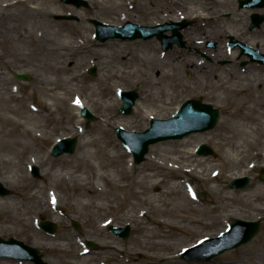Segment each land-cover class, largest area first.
<instances>
[{
  "label": "rangeland",
  "instance_id": "1",
  "mask_svg": "<svg viewBox=\"0 0 264 264\" xmlns=\"http://www.w3.org/2000/svg\"><path fill=\"white\" fill-rule=\"evenodd\" d=\"M10 1L12 0H0V115L12 114L7 109L15 108L16 112L12 115L24 123L25 132L18 130L15 133H9L10 126H7L0 117V180L2 181V175L6 176L8 180L2 182L11 189L10 194L0 195V207L7 210L6 213L11 216L7 222L0 217V236H15L38 247L44 253V258L48 264H67L70 261H76L77 264H142L146 258L138 256V253L143 250L146 251L140 246L146 245L147 239L144 236V230L140 228V223L146 222L147 217L140 218L138 216L140 206L136 208L129 206L124 211H116L111 207L108 209L106 217L115 219L119 224L118 226L126 227L128 224L123 223L125 220L132 223V225L129 224L131 228L130 237L126 240L122 237L118 238L110 229V226H101L104 222L103 211H98L96 205L101 199L103 203L107 204L108 201L104 197H100V195H97L99 197L92 196L89 199L91 207L86 206L84 198L77 196L74 192L75 186L77 189H85L82 188L79 182L67 178L57 181L56 176H54V170L59 167L73 168L79 166L83 171L89 172L90 176L86 181L90 187L95 188V168H91V161L95 163L99 159L98 156L89 154L87 151H95L96 146L79 143L76 152L66 153L58 157L51 155L52 146L60 138L79 136L76 133L85 132L84 137L88 139L96 137L99 141L102 140L100 136L102 135L105 139L112 140L114 145L117 144L119 151L125 154L122 162L119 164L116 162L113 165L128 164L132 155L135 173L138 174V171L143 169L147 162V158L141 163H135L133 154L117 137L116 129L122 126L128 131H143L149 127L151 117L169 118L182 102L188 98H199L203 102L211 103L214 107L220 108L222 116L215 128L207 130L213 133L214 138L209 141H201L195 145L193 142V146L202 143L211 145L215 150V154L200 155L203 160L205 159L204 168H221L226 177L222 176L221 183L218 179L206 182L202 178L185 174V179L180 181L174 198L177 201L182 198L190 200L193 205H199L202 208L207 199L213 198L215 203H209L207 206L209 208L216 207L220 221L218 225L210 228L201 223L193 226L191 231L187 233L178 231L177 236L175 235L165 241L160 239V243L161 245L163 243L170 244L174 253L178 256L175 262L170 264H210L217 262L223 264H264V213H260L245 204L234 206L237 213L240 214V218L247 221L260 220L261 222L260 231L249 243L229 250V252L226 251L213 260H209V262L188 261L182 256L183 250L187 246L189 247L191 243L199 241L203 237L218 236L236 218L232 217L227 222L222 220L220 213L226 212L225 204L220 207V201L215 197L212 189L213 185L222 184V187L229 192L247 193L248 195L257 192L264 194V180L261 179V175L264 174V147H262L264 143V75L257 72L252 73L251 79L254 87L248 90L245 99H241V93L239 94L237 90L229 91L227 89L232 87L244 88L249 84L247 81L249 75L243 74V70L237 66L236 52H228L224 47L229 34H235L238 30H242L250 20L247 11H241L237 8V0H218L223 3L222 5H218V3L216 5L214 0H203L204 2L201 3L205 4L200 6L211 16L210 20L203 23L198 20L199 27L195 25L193 15L189 14V18H187L191 21V26L187 29V32L200 30L196 32L194 43L187 42V32L184 36L186 45L181 47L177 44L168 51L163 50L161 40L158 37L133 40L111 38L109 40H115L119 43L131 42L133 45L129 48H125L123 44L120 47L104 48L102 50L103 57L99 59L95 58L92 50L98 49L101 51L98 44L103 45L109 40L101 41L95 38L96 27L92 22L93 19L116 25H123L128 20L139 24L156 25L165 23L166 20L163 18L167 16L179 19V14L164 8V0H106L105 3L108 7L97 4L95 0H88L89 7H77L59 0L61 5L75 9V13L66 11L55 17L53 22H44L40 27L38 24L36 25V19L27 14L21 6H8L7 3ZM194 7H197V5ZM262 11L264 12V10ZM82 15L84 16L83 20ZM122 17L127 19L120 22ZM56 31L59 34H54ZM31 33H34L37 39L44 35L50 41H46L47 38L45 37L46 39L44 38L45 40L42 42L45 43L44 45L32 42V38L29 37ZM82 33L87 35L90 44L85 52L77 53L72 57L70 55L66 58L61 57L55 48L60 49L62 46L71 43L79 44ZM259 33L260 36L264 34L262 31ZM206 39L219 40V47L215 49L208 48ZM95 43L97 46H95ZM152 45L153 48L150 47ZM87 50L90 52H87ZM127 52H130V57H132L131 54L146 57L150 52H153L160 57L161 63L165 64L159 69L162 72H175V76L169 79H159L155 75L156 69L153 72L148 65L138 68L132 66L128 71L122 73L119 78L104 81L111 88L113 99L119 101L116 108L117 118L114 121L108 122L104 117L105 108L103 104L105 102L103 97L101 95L96 96L90 91L85 93V104L97 116V120L85 119L81 115V109L77 110L81 118L80 123L68 119L60 120L62 108L66 104L49 96L47 86L50 82L62 80L65 86L70 89L82 87L84 84L99 88L96 81L99 78L104 80L109 78L111 75L110 65L119 66V56L125 55ZM172 52L175 54H171ZM206 54L211 55L213 61L207 60ZM71 60L75 63L74 71L70 73L57 71L58 66H65ZM221 61L226 63H221ZM188 65L194 66V68L192 69ZM92 67H96L95 74L89 71ZM238 69L241 70V74ZM14 71L29 74L32 80L18 79L14 76ZM79 73L83 74L84 80L70 81L73 74ZM241 75L247 79H241ZM9 77L11 79H8ZM260 80L262 88L259 86ZM205 85L207 86L206 90L204 89ZM15 86L20 88L21 92L16 91V93L22 95L20 99L23 101L12 100V95L15 94L12 88ZM134 88H138L140 93L137 102L141 100L146 105V103H150L153 97L162 99L163 103L152 107L156 113L155 115L147 117L144 112L137 114V103L133 113H119L122 105L119 90ZM159 88L162 93L155 94ZM167 89H169V92H167ZM7 97H10V101L6 100ZM48 101L54 102L55 107L59 108L55 113L56 120H52L48 111L43 108L44 103ZM239 103L243 105V109L239 113L240 117L234 118L231 112ZM222 120H226L225 127L240 124L243 131L240 135L233 137L232 135H235V133L224 132L220 125ZM256 129L263 130V133L260 134ZM196 133L202 132H195L191 135ZM180 140L182 139H168L155 144H169ZM155 144L150 146L147 157ZM228 144L240 146L242 151L240 155L241 162H230V164L226 162L230 160L226 155ZM233 151L234 155L240 152L236 149ZM258 151L262 152L260 159H251ZM29 160H33V163H29ZM255 162L256 167L251 169L250 165ZM32 165H37L40 168L41 175L39 177L32 174ZM249 168L251 170L248 172L247 169ZM143 175L144 173L140 174L141 177ZM239 176H250L252 178L251 184L244 189L231 188V180ZM189 179L192 182H188ZM143 182L148 185L152 183V179H145ZM28 183L29 186L26 188ZM187 184L197 188L196 192L199 200L189 196ZM167 188L169 187L163 184H155L150 188V192L154 194L163 193ZM104 189L109 191L110 186L105 184ZM51 191L60 200V204L66 205L69 210L65 209L66 207L54 209L50 202H43V199ZM257 204L264 206V201ZM42 206H47L50 211L41 213L37 221L36 211ZM44 219L59 224L60 227L55 234H50L39 226ZM209 219L210 217H201V221ZM74 221L80 224L81 230L76 229ZM152 226L159 229L157 224ZM145 234L147 235L146 231ZM62 238L71 239L70 245L74 251L62 252L49 249L51 243H60ZM107 238L120 242L127 251H112L109 253L101 248V244L98 243L99 240ZM90 241L97 242L98 248L89 250L88 244ZM162 246L158 247L161 252L163 250ZM78 247L85 248L86 254L84 256H77L75 249ZM130 249H132V252L129 251ZM11 263L35 264L30 260L0 257V264ZM160 264H163V261Z\"/></svg>",
  "mask_w": 264,
  "mask_h": 264
},
{
  "label": "bare ground",
  "instance_id": "2",
  "mask_svg": "<svg viewBox=\"0 0 264 264\" xmlns=\"http://www.w3.org/2000/svg\"><path fill=\"white\" fill-rule=\"evenodd\" d=\"M95 1L97 4H102L108 7V5L105 3L106 0ZM201 2L204 1L164 0V8L170 10L171 12H177L180 18L177 19L174 17L167 16L163 19L166 21L180 20L181 18L187 20V18H189L188 15L190 14L193 15V20L196 22H194L195 25L199 26L198 20L203 23L207 22L211 18V16L206 13V10L203 9L202 6H200L205 4ZM214 3H216V5L217 3L218 5L223 4L218 0H214ZM7 5L21 6L27 14L33 16L36 19V25L38 24L40 27H42L44 22H53V19L55 17L60 16L66 11H69L70 13H75V9L61 5L59 0H12L8 2ZM195 5H197V7H194ZM247 12H252V10L249 9ZM83 19L84 16L82 15V20ZM126 19V17H122L120 19V22H123ZM187 29L184 30V36L185 32H187ZM197 31L199 32L200 30L196 29V32ZM196 32L186 33V39L188 43H194ZM54 34H59V32L56 31L54 32ZM81 35L82 39L80 40L79 44L71 43L62 46L60 49L55 48L61 57L66 58L69 57V55L72 57L77 53L85 52V49L88 48L90 44L89 40L87 39V35L85 33H82ZM41 36L42 37H38L37 39L34 33H31L29 37L32 38V42L38 44L44 42V40L47 38L44 35ZM46 41H50V39L47 38ZM44 44L45 43H42V45ZM122 44L125 48H129L131 45H133V43L131 42L119 43L115 40H109L103 43V45L98 44V46L101 48V51L95 49L92 50V52L94 53L95 58L99 59L103 57L102 50L104 48H114L115 46L120 47ZM95 46H97L96 43ZM150 47L153 48V45ZM87 52L90 51L87 50ZM171 54L174 55L175 53L172 52ZM131 56L132 57H130V52H127V54L125 55L119 56V66L116 65L114 67L113 65H110L111 75L109 76V78H107L106 80L99 78L96 81V85H99V88H94V86L84 84L82 87L70 89L65 86V83L62 80L51 81L50 84L47 86L49 96L52 99L59 100L66 104L65 107L62 108V117H60L59 119H68L69 121H75L80 123L81 118L80 115L77 113V110H80L83 106H86L85 93L87 91H90L96 96L101 95L103 97L105 102L103 104V107L105 108L104 117L108 122L114 121L117 118L116 108L119 104V101L113 99L111 94V88L108 84L106 85L104 81H108L112 78H119L122 73L128 71V69L132 66L138 68L140 66L148 65L153 72H155L156 69L155 75L159 79H169L175 76V72H162L159 69L165 64H162L160 61V57H158L153 52H150L146 57H141L139 54H131ZM74 65V61L71 60L70 63H67L65 66H58L57 71L61 73H70L74 71ZM189 67H192V69L194 68V66ZM8 79L11 78L9 77ZM79 79L84 80V76L82 73L73 74L70 77V81H75ZM261 80L259 82L260 87H262ZM204 89H207L206 85L204 86ZM227 89L229 91H234L233 89L237 90L239 94L241 93V99H245L250 88L247 86L244 88L232 87L230 89ZM12 91L16 94L12 95V100L17 99L23 101L20 99L22 95H18L16 93V91L21 92L18 86L13 87ZM165 91L166 90L164 89V92ZM167 92H169V89H167ZM159 93H162V90L160 88L158 91H156L155 94ZM6 100L10 101V97H7ZM77 101H79V103H77ZM161 103H163V101L161 98L158 97H153L150 103L148 102L146 103V105L141 102V100H139L136 104V113L140 114L144 112L147 117H150L156 114L152 107H155L157 106V104ZM43 108L48 111L49 117L52 120L57 119L55 113L59 108L55 107L54 102H45ZM177 109L178 108L174 110V113ZM242 109L243 105L239 103V105H237L235 109L231 112V115L234 118L240 117L239 113L242 111ZM7 110L12 114L16 112L15 108H10ZM12 114H7L4 116L0 115L6 125L10 126L9 133H15L18 130H21L24 133V123L20 119L15 118ZM225 123L226 120H222V122L220 123L221 127L226 133H235V135H232L233 137L240 135L243 131L241 128L242 126H240V124H233L229 127H225ZM257 131L260 132V134L263 133V130ZM76 134L79 135L80 143L84 145L86 144L88 146H96L95 151H87L89 154H95L96 156H98L99 159L95 163L91 161V168H95V188L90 187L86 181V179H88L90 176L89 172L83 171L79 166L73 168H57L56 170H54V176H56V180L59 181L63 178H67L69 180L75 179L76 182H79L82 188L85 189H77V187L75 186L74 192L77 196L84 198V204L86 206L91 207V202L89 201V199L92 196L99 197L97 195H100V197H104L108 201V203H103V200L101 199V201L96 205L98 211H103L102 217L104 218V222L101 224V226L104 227L119 225L117 221H115V219H113L112 217H106L108 214V209L110 207L114 208L116 211H124L129 206H131V208H136L137 206H140L138 216L140 218L147 217L146 222L140 223V228L144 230L143 233L145 238L147 239L146 245L140 246V248L146 249V251L143 250L138 253V256L146 258V260L142 264H160L161 261H163V264H170L172 262H175L178 256L174 253L173 247H171V245L167 243H163L162 246L160 243V239H162V241L169 240V238L174 237L175 235L177 236L178 231L187 233L191 231L193 226L201 223L207 228L218 225L220 218L217 215L216 207L209 208L207 206L209 203H215V200L213 198L207 199L203 208L199 205H193L190 200L182 198L180 199V201H177L174 198L175 192L177 190V187L179 186L180 181H183L182 179H185V174H191L195 178H202L206 182L218 179L221 183L223 180L221 179L222 176L224 175V177H226V174L222 173L221 168H204L203 163L205 159L203 160V158L195 152V148L197 145L193 146V142L195 145L196 143H200L201 141H209L214 138L212 135L213 133H211V131L196 133L194 135H190L186 138H183L180 141H175L174 143L153 145L150 154L147 157V162L145 163L143 169L138 171V174L135 173V164L131 157L132 155L130 156L128 164L122 163L118 166L113 165L116 162H118V164L122 162L125 154L119 151L118 145H114V142L112 140H107L102 135H100L102 138V140L100 141L96 137H90L88 139L87 137H84L85 132ZM82 138L84 139L82 140ZM186 146L187 148H185ZM192 146L195 148L193 149ZM262 147H264V143L262 144ZM234 149L240 152L234 155ZM261 153L262 152L258 151L251 159H260ZM241 154L242 151L240 150L239 145L228 144V150L226 151V155L230 158V160L226 162H228V164H230V162H241ZM29 163H33V160H29ZM256 165L257 164L255 162L254 164L250 165V168L252 169L256 167ZM250 168L247 169L248 172L251 170ZM141 173H144L143 177L140 176ZM1 179L3 182L8 180L4 175L1 176ZM145 179H152V183L146 185L147 183L143 182V180ZM188 182H192V180L189 179ZM105 184H108L110 186L109 191L104 189ZM155 184H163L164 186H167L169 188H167L163 193L154 194L150 192V188L152 187V185ZM28 186L29 183L27 184L26 188H28ZM187 187L188 191L190 192V194L188 193L190 197L192 196V193L194 191L196 193V187L191 186V184L190 186L187 184ZM212 189L215 194V197L218 198V200L220 201V207L225 204V209L227 213L224 212L220 214L222 220H225L226 222L229 221L232 217L240 218V214L237 213V210L234 208L235 205H249L258 212L264 213V206L257 204L258 202L264 201V194L257 192L248 195L247 193L242 194L238 192H229L222 187V184L213 185ZM194 199L199 200V196L195 194ZM44 201L50 202L52 208L54 209L66 207L65 209L69 210L66 205L60 204V200L52 191L46 195V197L43 199V202ZM6 211L7 210H4L2 207H0V217L7 222L11 218V216L8 215ZM49 211L50 210L47 206H42L41 208H39L36 211L35 215L37 221L39 220V215L41 213H46ZM201 217H210V219L207 221H201ZM123 223L132 225V223L127 220H125ZM154 224H157L159 226V229H157V227H153L152 225ZM145 231L147 235L145 234ZM118 238L120 237L118 236ZM99 241L100 242L98 243L101 244V248L105 249L109 253L112 251H127L125 248L122 247L121 243L116 241L115 239L107 238L100 239ZM70 244L71 239L62 238L60 243H51L49 245V249L53 251L62 252H71L72 250L74 251V249L71 248ZM192 244H194V242L191 243V245ZM159 246H162V252L158 250ZM129 251L132 252V249H130ZM75 252L78 254L77 256H84L86 254L85 249L80 247L75 249ZM67 264L77 263L76 261H70ZM210 264L223 263L217 262Z\"/></svg>",
  "mask_w": 264,
  "mask_h": 264
},
{
  "label": "water",
  "instance_id": "3",
  "mask_svg": "<svg viewBox=\"0 0 264 264\" xmlns=\"http://www.w3.org/2000/svg\"><path fill=\"white\" fill-rule=\"evenodd\" d=\"M67 3H74L78 7L85 5L89 6L87 0H63ZM244 5H254L251 2L243 1ZM93 23L97 27V38L106 41L111 37H119L122 39H134L139 37L151 38L156 34L162 41L163 49L167 50L173 47L174 43L181 46L185 45L183 34L181 29L186 28L189 25L187 20L182 22H171L160 24L157 26H146L131 21L126 22L123 26L111 25L104 23L97 19L93 20ZM172 30V35H167L165 31ZM235 45V44H234ZM92 73L96 72V68L91 69ZM15 75L22 79L30 80L31 77L27 74L15 72ZM121 98L123 105L120 108V113L131 114L134 110V105L139 98L140 94L137 89L121 91ZM83 115L89 120H96L97 117L93 115L88 108H83ZM221 116V111L215 108L212 104L204 103L200 99H188L183 102L180 110L171 118L157 119L152 118L151 127L143 132L132 131L128 132L123 128H118V136L121 138L129 149L133 152L137 163L145 160V155L149 151V146L161 140L172 138H183L191 134L192 132L205 131L214 128ZM78 137H65L56 143L53 147L52 155L59 156L65 152H75L78 144ZM198 152L200 154H211L214 150L211 146L203 144L199 147ZM34 175H39V168L33 166ZM264 179V176H262ZM251 182V177H237L231 182L232 188L243 189L247 187ZM10 190L6 188L2 182H0V194H8ZM42 226L54 233L58 230V225L46 220L42 223ZM75 226L80 229L79 224L75 223ZM261 228V222L247 221L240 218L234 219L228 232L223 233L219 237L208 238L196 247H193L185 253V258L188 260H211L214 257L222 254L226 250L239 247L245 243H249L253 237L259 232ZM112 229L124 238H128L130 235V227H117L113 226ZM90 247H96L94 242L90 243ZM197 251V252H195ZM0 256H10L14 258L31 259L36 264H47L40 253L39 248L26 244L21 240H17L14 237L8 239L0 237Z\"/></svg>",
  "mask_w": 264,
  "mask_h": 264
},
{
  "label": "flooded vegetation",
  "instance_id": "4",
  "mask_svg": "<svg viewBox=\"0 0 264 264\" xmlns=\"http://www.w3.org/2000/svg\"><path fill=\"white\" fill-rule=\"evenodd\" d=\"M241 0H237L238 7L239 3ZM237 7V8H238ZM249 9L252 10V12H248L250 20L245 25V27L242 30H238L236 34H229V36H234L235 39L233 41L237 42V46L235 49L231 50L229 49V42L231 41L228 36V38L225 40V48L229 51H235L236 52V60H237V66L243 70V74H248V87L251 89L254 86L253 80L251 79V75L253 72H257L258 74H263L264 75V57H261L262 59H256V53L254 50L261 51L264 54V34L260 36V33L263 32V27H264V21L260 22V17L255 16L253 17L254 14L258 15H264V6L262 7H254V8H249V7H244V8H239L241 11H248ZM259 25V26H258ZM262 37V38H261ZM207 41L206 40V46H207ZM219 42V40H218ZM245 44L249 45V48L245 46ZM218 44L216 48H218ZM207 60L213 61V58L211 55H206ZM221 63H226L225 61H221ZM241 70L238 69L239 73L241 74ZM241 79H247L244 76L241 75ZM262 88V87H261ZM251 92V91H250Z\"/></svg>",
  "mask_w": 264,
  "mask_h": 264
},
{
  "label": "snow or ice",
  "instance_id": "5",
  "mask_svg": "<svg viewBox=\"0 0 264 264\" xmlns=\"http://www.w3.org/2000/svg\"><path fill=\"white\" fill-rule=\"evenodd\" d=\"M77 103H79V101H77Z\"/></svg>",
  "mask_w": 264,
  "mask_h": 264
}]
</instances>
